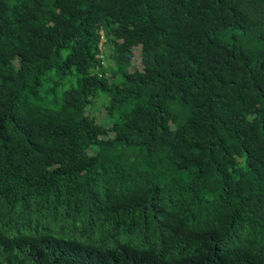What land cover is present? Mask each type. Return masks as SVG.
I'll list each match as a JSON object with an SVG mask.
<instances>
[{
    "label": "trees",
    "instance_id": "1",
    "mask_svg": "<svg viewBox=\"0 0 264 264\" xmlns=\"http://www.w3.org/2000/svg\"><path fill=\"white\" fill-rule=\"evenodd\" d=\"M0 264H264V0H0Z\"/></svg>",
    "mask_w": 264,
    "mask_h": 264
},
{
    "label": "rangeland",
    "instance_id": "2",
    "mask_svg": "<svg viewBox=\"0 0 264 264\" xmlns=\"http://www.w3.org/2000/svg\"><path fill=\"white\" fill-rule=\"evenodd\" d=\"M44 88H46V85H44L43 90ZM104 112H105L104 109L100 107L98 110L94 111V114L101 116Z\"/></svg>",
    "mask_w": 264,
    "mask_h": 264
},
{
    "label": "built area",
    "instance_id": "3",
    "mask_svg": "<svg viewBox=\"0 0 264 264\" xmlns=\"http://www.w3.org/2000/svg\"><path fill=\"white\" fill-rule=\"evenodd\" d=\"M102 42V41H101ZM99 57H102V55H100Z\"/></svg>",
    "mask_w": 264,
    "mask_h": 264
}]
</instances>
